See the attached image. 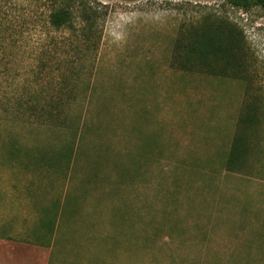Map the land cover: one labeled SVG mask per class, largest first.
<instances>
[{
	"label": "rangeland",
	"instance_id": "1",
	"mask_svg": "<svg viewBox=\"0 0 264 264\" xmlns=\"http://www.w3.org/2000/svg\"><path fill=\"white\" fill-rule=\"evenodd\" d=\"M0 130L61 149L70 178L264 193V9L0 0Z\"/></svg>",
	"mask_w": 264,
	"mask_h": 264
},
{
	"label": "crops",
	"instance_id": "2",
	"mask_svg": "<svg viewBox=\"0 0 264 264\" xmlns=\"http://www.w3.org/2000/svg\"><path fill=\"white\" fill-rule=\"evenodd\" d=\"M33 137L0 130V264H264V193L70 178Z\"/></svg>",
	"mask_w": 264,
	"mask_h": 264
},
{
	"label": "trees",
	"instance_id": "3",
	"mask_svg": "<svg viewBox=\"0 0 264 264\" xmlns=\"http://www.w3.org/2000/svg\"><path fill=\"white\" fill-rule=\"evenodd\" d=\"M221 1H227L231 3L232 5L239 7V8H248L249 6L257 5L264 9V0H221ZM65 21H66V15H65L64 10L58 11L57 14L52 18V23L55 26L63 25ZM202 45H204V48H202V52L204 53L214 50L216 48V45L213 43L212 39H205ZM234 145H235V142H234ZM234 156L235 158H237L239 154L238 155L235 154Z\"/></svg>",
	"mask_w": 264,
	"mask_h": 264
}]
</instances>
